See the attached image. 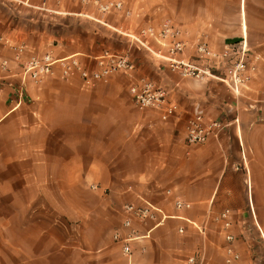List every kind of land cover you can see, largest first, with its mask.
Returning <instances> with one entry per match:
<instances>
[{
    "label": "crops",
    "instance_id": "crops-1",
    "mask_svg": "<svg viewBox=\"0 0 264 264\" xmlns=\"http://www.w3.org/2000/svg\"><path fill=\"white\" fill-rule=\"evenodd\" d=\"M64 1L0 0L7 42H0V61L9 71L0 68V264H187L193 256L197 264H228V246L238 255L230 264H264V0H129L145 8L130 20L135 29L170 18L183 30L184 59L194 58L196 42L216 53L244 43L250 79L239 96L218 81L171 73L134 46L118 51L138 66L133 77L115 74L85 89L77 71L62 77L54 66L40 83H26L16 105L20 63L10 45L23 47L21 61L48 54L74 58L83 69L108 49L89 53L65 35L24 32L4 12L22 6L122 28ZM130 7L124 3V12ZM141 79L164 87L179 112L163 120L155 110H137L129 88ZM195 116L226 128L188 146L185 126ZM175 201L190 208L178 210ZM125 204L157 209L154 222H132L139 238L129 257L113 238L128 233ZM225 212L231 245L219 219Z\"/></svg>",
    "mask_w": 264,
    "mask_h": 264
},
{
    "label": "built area",
    "instance_id": "built-area-1",
    "mask_svg": "<svg viewBox=\"0 0 264 264\" xmlns=\"http://www.w3.org/2000/svg\"><path fill=\"white\" fill-rule=\"evenodd\" d=\"M17 2L18 0H6ZM81 6H93L102 14H120L124 12V4L121 1L110 0H71ZM124 15L130 16L129 11ZM101 22V21H100ZM103 25V22H101ZM115 32L127 38L134 45L150 54L156 60L162 61L165 68L171 73L178 74L182 78L191 79L195 82L215 80L222 83L233 95L239 96L241 89L245 88L250 76L248 75V51L244 43L238 48H226L216 53L204 42L194 44L195 56L192 59H184L187 43L184 40V32L181 28L169 21H164L158 26H146L135 31L117 28ZM0 42L7 43L0 36ZM153 44L157 47L154 49ZM16 51L15 60L20 63V73L17 75L16 84L12 85L13 101L16 105L23 102L25 98L24 87L27 82L40 83L53 72V67L58 66L62 77H67L73 70L79 73L82 85L90 89L98 82L107 80L115 74H124L133 77L138 66L131 57L124 52L104 50L94 58L93 68L83 69L74 58L55 60L46 54L41 57H31L21 61L23 47L21 45H10ZM0 68L8 71L7 63L0 61ZM9 72V71H8ZM130 100L139 111L148 109L155 110L161 114L163 120L176 115L179 112L178 104L172 102L168 91L156 84L151 79H141L139 84L129 88ZM226 128V124L218 120L205 122L203 117L195 116L185 126L184 139L188 146L204 145L209 139L217 138ZM178 210L189 209L190 205L182 201H175ZM157 209L151 205L138 207L133 204H125L122 207L124 220L122 226L128 233L122 237L119 233L114 235V241L120 244L123 256L131 255V243L139 238L137 231L132 229V222L139 224L155 221ZM229 213L220 216L224 240L231 245L234 236L231 233V223L228 221ZM158 223L157 225H159ZM182 234L183 230L178 229ZM197 257H189L187 264H197ZM238 259V255L231 246L226 248V263L230 264ZM202 264V263H198Z\"/></svg>",
    "mask_w": 264,
    "mask_h": 264
},
{
    "label": "rangeland",
    "instance_id": "rangeland-1",
    "mask_svg": "<svg viewBox=\"0 0 264 264\" xmlns=\"http://www.w3.org/2000/svg\"><path fill=\"white\" fill-rule=\"evenodd\" d=\"M57 1L58 0H56V2ZM100 1L106 2L110 0ZM118 1H121L122 3L124 2L126 6L127 4L131 6L129 11L130 16L124 15L123 18H120L118 17L119 14L99 13L91 5L81 6L71 0H65L64 2L72 7H79V12L82 14H88L104 22H114V25L122 27L123 29L131 31L137 30L129 24L131 23L130 20L132 21L140 13H145V8L137 1ZM57 4H59V2H57ZM21 7H18L14 11V14H7L4 12L10 27L21 29L30 34L44 33L52 37H61L65 35L75 39L78 44L83 43L81 47L89 53H93L95 50L102 51L104 49L111 51H128L131 49L132 51L135 46L133 42L125 37H122L120 34H117L105 26L84 17L59 15L52 12L50 13L33 9L25 11V9H22ZM166 9L168 11L169 6H166ZM164 21L172 22L170 18H164L163 20H160V23ZM123 22L125 23L123 24ZM97 45H99V47H97Z\"/></svg>",
    "mask_w": 264,
    "mask_h": 264
}]
</instances>
